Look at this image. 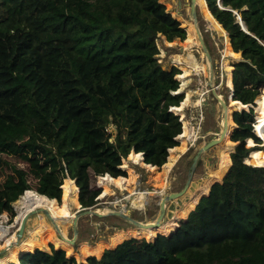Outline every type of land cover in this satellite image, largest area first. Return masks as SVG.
<instances>
[{"label":"trees","instance_id":"1","mask_svg":"<svg viewBox=\"0 0 264 264\" xmlns=\"http://www.w3.org/2000/svg\"><path fill=\"white\" fill-rule=\"evenodd\" d=\"M199 1L228 34L235 52L228 53L242 52L257 66L233 71L234 99L253 104L264 95V0ZM164 40L194 42L160 0H0V215L15 217L14 203L26 191L58 201L63 194L53 206L58 214H69L78 189V206L93 203L101 194L98 177L102 197L111 184L121 188L131 180L122 169L128 156L142 163L143 153L149 171L166 172L186 145L187 128L172 110L184 95L181 71L161 57V47L169 49ZM233 119L237 128L226 144L237 146L231 157L223 153L216 177L232 166L188 218L174 231L172 224L130 234H163L153 241L122 242L128 236L121 234L111 245L84 246L81 258L93 256L81 264H264V167L245 163L251 152L249 158H264V145L253 130V109ZM48 241L60 247L50 235ZM13 262L80 264L53 247Z\"/></svg>","mask_w":264,"mask_h":264},{"label":"water","instance_id":"2","mask_svg":"<svg viewBox=\"0 0 264 264\" xmlns=\"http://www.w3.org/2000/svg\"><path fill=\"white\" fill-rule=\"evenodd\" d=\"M177 2L179 9L175 15L169 12L180 23H186L184 27L194 38V42L188 47L184 45L181 52L187 53L186 63L193 57L200 68L192 69V92L184 120H181L188 131L186 145L175 153L172 164L166 168L162 185L152 187L146 181L141 171L148 165L144 162L143 153H140L143 164L134 162L139 171L133 170L131 187L120 188L111 184V191L104 197L80 206L71 200V193L69 214H58L53 209L52 201L59 205L58 200L35 193L43 199L23 201L16 207V219L13 223L8 222L6 233L0 237V264H11V260L18 261L24 254L37 249L48 252L44 249L48 247L44 243L47 235L60 244L56 250H68V258H75L76 255L82 256L84 246L111 245L112 240L121 234L130 236L132 233L160 231L172 224L174 231L179 222L195 210L201 198L210 193L212 186L223 180L216 176L223 153L228 150L226 142L237 128L234 113L250 111L258 106L256 100L253 104H243L234 99L233 71L237 65H246L255 72L257 66L244 58L242 52H239L240 57L228 53V48L234 52L228 34L223 35L205 17L199 0ZM238 20L245 30L240 17ZM213 34L221 40V46L211 42ZM233 152L230 150V157ZM195 201L197 203L188 215L180 218ZM60 202H63V195ZM35 243L40 247L28 250L29 245Z\"/></svg>","mask_w":264,"mask_h":264},{"label":"rangeland","instance_id":"3","mask_svg":"<svg viewBox=\"0 0 264 264\" xmlns=\"http://www.w3.org/2000/svg\"><path fill=\"white\" fill-rule=\"evenodd\" d=\"M160 1L166 6L167 10L170 11L172 13V15H175V11L179 9V5H178V2H177L178 0H160ZM186 9H187V6H186ZM186 11H187L186 13H188V10H186ZM181 24H182L183 27L186 25V23L183 22V21L181 22ZM188 31L189 30H187V36L189 34ZM211 42L212 43H218L221 46V40H219V38L216 35H214V34H213V40ZM165 45L168 46L169 49H166L164 47H161V52H160L161 53V57L163 58L164 63L167 64V65H169V66H176L181 71V74H179L177 76V79L180 82V91L178 92V94H183L184 95V100L180 104L179 107L172 108V110H173V112H175L176 115H179L180 120H182L183 117H184V115L186 114V110L188 108V106H187V103H188L187 102L188 95L192 92V89H191V83H192L191 80H192V77L185 76L187 73L190 74V71H191L190 69H187L186 64H185V61H184L187 53L184 54V53L181 52V48L184 47V45H186V44H185V41L182 42V41H179L178 40V41H175L173 43H167L165 41ZM186 47H188V46H186ZM180 58H182V60H180ZM180 61H182L183 63H181ZM262 94H264V90L262 91ZM180 108H183V109L181 110ZM253 114H254V121H255L256 115H257L255 109H253ZM183 130H184V124H183ZM253 130H254V125H253ZM109 131L111 133H113V134L116 133L115 128L112 127V126H110ZM263 131H264V129L262 130L263 139L260 138L256 134L255 131H254V133L259 137V139L263 142V145H264V133H263ZM178 140H179V146L177 148H181L182 147V142H181L182 138L181 137H178ZM230 141H231V139H230ZM226 148H228L229 151L230 150H234L235 149V145L229 143V145L226 144ZM169 155H170V153H169ZM175 156H176V154L174 153V157ZM167 162H168V160H167ZM122 163H123L122 164V169H124L126 171V173H127V177L126 178L131 179L129 182H127L125 184V186L131 187L132 184H133V180H134V178H133V170H135V172H138L139 170L136 167V165L134 164V161L131 160L129 156L126 159H123L122 160ZM18 166H21L22 167L23 165L22 164H19ZM258 167H262V166H258ZM220 168H221V166H220ZM164 171H165V167H162V169L161 168H158V169L155 170V172L154 171H149L148 168H145V170L144 171H141V173H143L144 177L146 178V181L148 183H150V185L152 187H158V186L162 185V183L164 181V178L166 176ZM101 178L102 177H98L94 181V185H96L98 188L101 189V194L99 195V197H97V199H99L100 197H102V195L104 193V189L102 187ZM223 178H221V179H223ZM2 179H3V177L0 178V181H2ZM73 183L75 184V182H73ZM74 199H76L79 202V190L76 193V195L74 193H72L71 200L74 202ZM16 203H14V210H15V212H16V207H18V205ZM54 204H55V201L53 203V206H54ZM59 204H61L60 201H59ZM53 209H54V207H53ZM2 215H6L7 216V220H8L9 223H13L14 220L16 219V216L12 218L11 215L10 214H7V213H4ZM16 215H17V212H16ZM0 217H1V215H0ZM157 236H158V234L154 238H147V237H136V236H131L130 235V236L126 237L122 242H124L126 240H131V239H136V240L146 239L147 241H153V240L156 239ZM47 246L48 247L47 248H44V249L46 251H48V252H51V247H53L54 249H56L55 245H53L51 241H48L47 242ZM106 250H108V249H105L102 252L101 256L103 255V253ZM65 252H66L67 257H68V255L70 254V251H69V254H68V251L65 250ZM89 256H93V255H89ZM95 257H97V256H95ZM100 257H97V258H100ZM75 258H76L77 262H79V263L80 262L81 263H85L86 260H87V258L86 259H82L79 255H76ZM11 262L14 263L13 261H11ZM16 262H18V261H16Z\"/></svg>","mask_w":264,"mask_h":264},{"label":"bare ground","instance_id":"4","mask_svg":"<svg viewBox=\"0 0 264 264\" xmlns=\"http://www.w3.org/2000/svg\"><path fill=\"white\" fill-rule=\"evenodd\" d=\"M205 1V0H204ZM205 17L213 24V26L219 30L223 35H227L223 29L221 28V26L219 25V23L214 19V17L211 15L210 12H208ZM228 42V41H227ZM200 66L199 64H197V66L194 69L199 70ZM257 105H259L258 107H256V118H257V124L255 127V132L256 134L263 139V134H262V130L264 129V95H260L257 97L256 99ZM256 121V120H255ZM187 128V127H186ZM188 132V131H187ZM188 133L186 134L187 137ZM253 153V152H252ZM251 153V154H252ZM251 156V155H250ZM246 163L250 164V165H255V166H262L264 167V158H260V157H252V158H248L246 159ZM36 192L34 191H27L26 194L21 198V201L19 200L16 204L19 206L22 204V202L24 201H28V200H42L43 198H40L39 196H37L35 194ZM142 197V196H140ZM54 201H52V205H53ZM8 224V220H7V216L6 215H1L0 217V237L4 236V234L6 233L5 227Z\"/></svg>","mask_w":264,"mask_h":264},{"label":"crops","instance_id":"5","mask_svg":"<svg viewBox=\"0 0 264 264\" xmlns=\"http://www.w3.org/2000/svg\"><path fill=\"white\" fill-rule=\"evenodd\" d=\"M181 62V61H180ZM197 62H196V60H194V63H193V65L191 66V65H188V66H186V67H188L189 69H190V67H191V70L192 69H194L196 66H197ZM256 110V109H255ZM255 130V129H254Z\"/></svg>","mask_w":264,"mask_h":264}]
</instances>
